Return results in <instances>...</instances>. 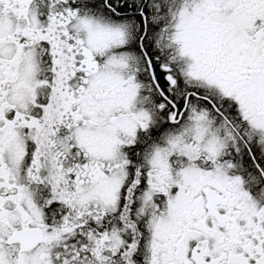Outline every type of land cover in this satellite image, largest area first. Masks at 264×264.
Wrapping results in <instances>:
<instances>
[{
	"label": "snow or ice",
	"instance_id": "6c2138e0",
	"mask_svg": "<svg viewBox=\"0 0 264 264\" xmlns=\"http://www.w3.org/2000/svg\"><path fill=\"white\" fill-rule=\"evenodd\" d=\"M0 264H264V0H0Z\"/></svg>",
	"mask_w": 264,
	"mask_h": 264
}]
</instances>
